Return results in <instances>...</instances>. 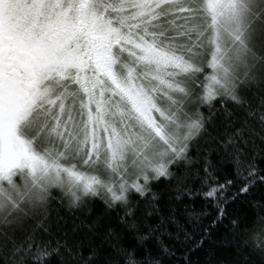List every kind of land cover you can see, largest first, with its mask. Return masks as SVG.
Returning <instances> with one entry per match:
<instances>
[{"label":"snow or ice","instance_id":"6c2138e0","mask_svg":"<svg viewBox=\"0 0 264 264\" xmlns=\"http://www.w3.org/2000/svg\"><path fill=\"white\" fill-rule=\"evenodd\" d=\"M220 225L205 264H264V0H0V264H193Z\"/></svg>","mask_w":264,"mask_h":264},{"label":"trees","instance_id":"16d2710c","mask_svg":"<svg viewBox=\"0 0 264 264\" xmlns=\"http://www.w3.org/2000/svg\"><path fill=\"white\" fill-rule=\"evenodd\" d=\"M162 189H164V186H161ZM170 195L169 192H167L166 189H164V198L165 200L168 199V196ZM262 195L261 192L257 191L253 195H250L248 197H241L239 200L236 202L232 203L229 206L228 213H229V219H239L244 221L245 219L248 220V222H251V217L253 216V208H252V201H253V196L256 198H259ZM201 202L197 201L196 202V210L200 211ZM91 208L93 212L96 215L103 214L105 209L104 205L101 202V200L97 199L92 205ZM210 211V209H209ZM211 221L208 218H205L203 220V224L207 225ZM229 220H225L224 224H228ZM215 235L213 236V240L217 241L216 244L209 243L205 245V247L202 250L196 251L194 254H191V259L193 261V264H205L207 258H208V253L210 251L214 252L216 259L222 260V261H231L234 259V256L223 249L222 246L219 245L218 241L223 237L225 234V229L224 225L218 226L216 229H214ZM200 233L197 231L196 236L199 238ZM176 248H179V245H175ZM183 255L182 251H177L176 256L177 259L173 262V264H183L182 260L179 259L180 256Z\"/></svg>","mask_w":264,"mask_h":264}]
</instances>
